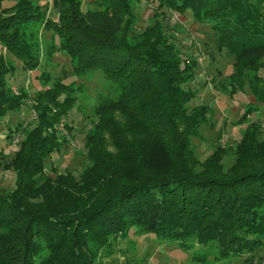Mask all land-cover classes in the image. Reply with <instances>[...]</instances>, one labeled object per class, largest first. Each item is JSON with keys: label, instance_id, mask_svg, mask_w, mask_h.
<instances>
[{"label": "trees", "instance_id": "obj_1", "mask_svg": "<svg viewBox=\"0 0 264 264\" xmlns=\"http://www.w3.org/2000/svg\"><path fill=\"white\" fill-rule=\"evenodd\" d=\"M39 1L0 0L3 50L23 71H32L42 58L40 30L52 31L58 43L49 40V46L68 57L71 72L99 70L111 81L108 95L116 97L105 104L116 106L121 118L103 115L86 134L88 163L77 183L67 170L52 177L44 168L68 140L55 128L73 101L65 93L57 99L70 92L67 85L53 82L45 89L53 91L47 98L57 110L35 106L33 128H15L17 144L14 129L9 131L14 154L25 150V156L15 189L0 190V264H93L94 250L130 229L184 249L215 244L220 258L264 248L261 123L246 121L235 145L217 142L204 160L197 159L192 140L200 136L209 106H191L195 93L184 87L193 79L195 61L158 25L135 30L129 0H93L85 10L81 0H52V10ZM156 1L209 24L216 49H226L233 60L225 77L230 91L247 88L264 107V0ZM15 70L14 61L0 53V118L18 111L19 97L8 84ZM45 92L35 97L39 104ZM107 131L116 155L106 147ZM227 156L232 160L224 169ZM251 261L247 256L243 264Z\"/></svg>", "mask_w": 264, "mask_h": 264}, {"label": "rangeland", "instance_id": "obj_2", "mask_svg": "<svg viewBox=\"0 0 264 264\" xmlns=\"http://www.w3.org/2000/svg\"><path fill=\"white\" fill-rule=\"evenodd\" d=\"M51 1L40 0L39 4L52 10ZM92 1L81 0L82 9L91 7ZM129 1L136 16L135 30L144 32L158 25L163 34L171 37L186 52L189 61H195L193 79L184 87L195 93L191 106L200 103L209 106L206 120L199 130L200 136L192 140L196 158L204 160L217 142L226 147L235 145L241 138L246 121H259L263 129L260 137L264 138V107L255 102L247 88L245 92L230 91L231 87L225 77L232 72L233 60L227 55L226 49H216L209 24L195 21L190 11L178 13L168 8H160L156 0ZM39 36L42 41V58L40 65L32 71H23L20 62L5 52L0 44V53L6 54L16 64V70L8 76V84L20 101L15 103L18 111L0 118V190L6 193L15 189L16 170L25 156V150L18 157L14 154L17 151V145L14 144L20 141V133L15 128L20 126L24 132L32 129L36 122L35 106L40 107L41 103L44 107L57 110L55 103L47 98L53 95V91L45 92L46 88L54 87L55 82L67 85L70 91L58 94V101H62L64 93L72 97L73 101L68 105L64 120L55 126L56 130L67 135L68 140L45 161V171L52 177L55 170H67L66 174L77 183L88 163L83 151L86 134L94 126L100 125L99 120L103 115L110 120L121 118L116 106L105 104L108 102L106 100L114 101L116 97V94L108 95L111 81L99 70L84 74L71 72L68 57L61 50L53 52L54 48L49 46V40H54L57 45L58 36L50 30H40ZM260 72L264 75V70ZM44 92L46 96L42 95L43 99L39 104L35 97ZM13 129L14 132H11L14 144L6 137ZM104 137L107 149L116 155L118 150L110 141L108 131ZM15 157L16 162L13 161ZM231 160L232 156L224 158V169ZM68 179L66 177L65 181ZM94 252L93 264H243V259L247 256L252 258L250 264H264V248L256 251L254 255L230 254L220 258L215 244L195 245L184 249L175 242L162 240L152 233L137 234L131 229L127 235L111 239L110 244ZM38 260L39 257H36V262Z\"/></svg>", "mask_w": 264, "mask_h": 264}]
</instances>
